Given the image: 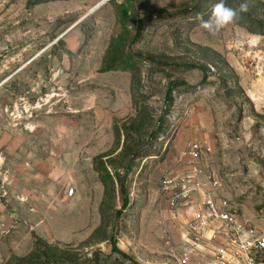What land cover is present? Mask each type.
I'll use <instances>...</instances> for the list:
<instances>
[{"label": "rangeland", "instance_id": "rangeland-1", "mask_svg": "<svg viewBox=\"0 0 264 264\" xmlns=\"http://www.w3.org/2000/svg\"><path fill=\"white\" fill-rule=\"evenodd\" d=\"M101 1L0 0V264H218L184 260L162 181L211 147L264 234V0H225L249 9L216 35L218 0H109L77 25Z\"/></svg>", "mask_w": 264, "mask_h": 264}, {"label": "built area", "instance_id": "built-area-1", "mask_svg": "<svg viewBox=\"0 0 264 264\" xmlns=\"http://www.w3.org/2000/svg\"><path fill=\"white\" fill-rule=\"evenodd\" d=\"M212 148L201 143L190 144L182 162L184 170L172 172L162 181V191L172 208L191 204L201 192L199 210L185 235L189 252L183 254L190 260L192 252L209 246L215 250L218 264H264V234L241 224L229 201L222 196V180L215 172H208L204 160Z\"/></svg>", "mask_w": 264, "mask_h": 264}, {"label": "clouds", "instance_id": "clouds-1", "mask_svg": "<svg viewBox=\"0 0 264 264\" xmlns=\"http://www.w3.org/2000/svg\"><path fill=\"white\" fill-rule=\"evenodd\" d=\"M249 6L246 2L239 5V9L228 6L225 0H218L211 7V13L208 19L199 17L201 26L210 34L216 35L226 26L237 22L240 19V13L247 12Z\"/></svg>", "mask_w": 264, "mask_h": 264}, {"label": "crops", "instance_id": "crops-1", "mask_svg": "<svg viewBox=\"0 0 264 264\" xmlns=\"http://www.w3.org/2000/svg\"><path fill=\"white\" fill-rule=\"evenodd\" d=\"M252 95L254 97L257 96L256 92H252ZM178 169L181 170L182 168L179 166ZM207 192H208L207 190L201 192L200 195L196 197L191 204L185 203L184 205H181L178 208H174L173 218H175L176 220L175 221L172 220L171 224H185L186 226L187 224L192 223L196 211L199 210L198 201L199 199L204 198ZM178 217L182 218V220H179V222L177 221Z\"/></svg>", "mask_w": 264, "mask_h": 264}, {"label": "water", "instance_id": "water-1", "mask_svg": "<svg viewBox=\"0 0 264 264\" xmlns=\"http://www.w3.org/2000/svg\"><path fill=\"white\" fill-rule=\"evenodd\" d=\"M109 0H103L101 1L99 4H97L84 18H82L78 23H81L82 21H84L85 19H87L90 15H92L93 13H95L96 11H98L101 7H103Z\"/></svg>", "mask_w": 264, "mask_h": 264}, {"label": "trees", "instance_id": "trees-1", "mask_svg": "<svg viewBox=\"0 0 264 264\" xmlns=\"http://www.w3.org/2000/svg\"><path fill=\"white\" fill-rule=\"evenodd\" d=\"M36 4H37V3H36ZM36 4H35V5H36ZM51 262L55 263L53 260H48V259H47V263H51ZM29 264H30V263H29Z\"/></svg>", "mask_w": 264, "mask_h": 264}]
</instances>
